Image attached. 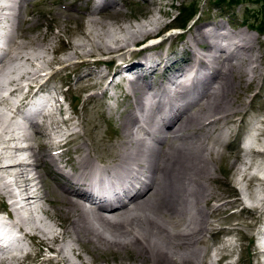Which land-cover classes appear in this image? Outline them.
Instances as JSON below:
<instances>
[{"label":"bare ground","instance_id":"obj_1","mask_svg":"<svg viewBox=\"0 0 264 264\" xmlns=\"http://www.w3.org/2000/svg\"><path fill=\"white\" fill-rule=\"evenodd\" d=\"M27 2L0 0V20H9L0 32V88L15 86L10 98L0 95V264H74L65 249L81 264H89L82 252L92 264H222L227 243L209 252V218L244 203L239 194L224 200L210 184L234 128L241 133L245 124L254 132L240 140L232 167L240 193L256 198L250 208L264 203L253 189L264 192V105L245 120L259 96L250 88L262 77L264 43L214 20L161 38L175 20L156 16L169 15L164 0H55L63 8L54 12L57 33L48 25L30 35L39 24L25 18ZM132 3L152 17L137 26L120 20ZM62 35L63 48L55 45ZM29 44L53 57L36 64L24 52ZM96 55L109 57L107 71L91 69L102 63L91 61ZM19 58L31 70L13 77ZM53 65L74 72L78 93H87L82 115L57 98ZM29 96L24 122L12 129ZM23 239L30 244L19 245Z\"/></svg>","mask_w":264,"mask_h":264},{"label":"rangeland","instance_id":"obj_2","mask_svg":"<svg viewBox=\"0 0 264 264\" xmlns=\"http://www.w3.org/2000/svg\"><path fill=\"white\" fill-rule=\"evenodd\" d=\"M54 1L55 0H28L25 18L27 20L35 19L34 21L39 24H34V26L30 28V31L27 28V32H29L30 35H32L33 33L34 35L38 36V33L46 32L48 25H52L51 27L53 28V33H57L58 28H56L57 26L54 23V12L57 8H63L61 7V4H55ZM67 2H71V0H67ZM163 3L164 4L162 6V11L166 12L169 15L161 16V14L155 13L156 16L160 17L166 23L171 22V20L175 18L176 19L171 24V26L175 25L174 29H169V31L165 32L168 28L167 26L160 33H158L159 35H163L161 36V38H167L170 35L173 36L175 34L180 35L182 34L181 31L187 29L189 26L192 25V23L196 21L198 24H205L208 21L210 22L214 20L215 22L225 23L227 31H246L251 35H256L258 37V41L264 43V0H164ZM169 4H172V6ZM118 15L117 16L120 20H125L124 22L130 23L133 26H137L140 23H145L149 18L152 17V13L148 9L134 3L124 6L122 12ZM184 17H187L185 19L186 21L184 20L185 22L183 21ZM56 19L60 21V19ZM8 21L4 19L0 20V32H3V30H6L8 28ZM70 25L72 26V28L75 27V23H72ZM158 34L157 36H159ZM38 38H40V36ZM121 38H124V34L121 35ZM68 40L69 37L67 35H62L60 41H55V45L57 47L61 46L63 48L67 44ZM148 40L145 41V44H143L144 42L139 43V46L133 47V49H143L144 46L149 43ZM25 41H27V39H25ZM169 45L170 42L168 40L163 48H167ZM28 47L24 49V52L26 51L25 53L27 54L31 52V55L36 57L35 59L37 60H35V63L38 65L41 64L40 62H42L41 57L46 59L53 57L52 53L50 52L44 54L42 53L41 49H36L32 52L30 44L28 45ZM61 51L62 50H59V53L57 52L56 54H54V56L61 57L62 53L65 50L62 52ZM108 59V56H92V62L93 60H101L102 63L98 66H91V69L99 70L102 72L107 71L108 64H106V60ZM11 64L12 69L14 71L11 73V76L13 77H18V75H24L25 72L31 70L30 64L25 62L24 59H15L11 62ZM53 66L50 69L53 71H57L58 76L53 79L51 86H53V88L57 87L60 93L59 95L57 94V98L63 99V96L61 95L63 92L67 98V101L65 99V101L62 102L63 108L70 112L69 107L70 104H72L71 107L78 114L82 115V113L84 112V110H82V106H84L83 101L87 93H78V85L76 84L77 81L74 72L70 70H60L58 65ZM259 67L260 72L262 73V77L258 81H255L250 88L251 95L259 91V96L257 100L253 103L251 111L245 118L247 122H250V120L256 118L255 115H258L260 113L259 111L263 109L264 105V58L262 59V63ZM80 70H83L85 72L86 68H81ZM13 87L15 86H10L6 81L4 87L2 86L0 88V95L2 96L3 94L8 93V91ZM16 97H18V95H14L12 98ZM99 97H101V95H99ZM120 100H122V97ZM105 101L109 103L108 99H105ZM246 101H248V99H246ZM129 103L130 101L125 100L118 108L121 110L128 106ZM1 110L4 111L3 108H1L0 111ZM7 112L8 110L6 109L4 113H6V116L9 117V114ZM11 121L12 120H10L9 122V126L12 129L16 127V122L21 123L20 121L15 120L14 122L12 121V124H10ZM247 125L245 124V127L247 128L242 129L241 133H239L236 128H234L233 133L231 134L230 144L225 148V160H218V162H216L213 167L217 178L215 182H211V188L221 194L224 197V200H227L228 202H231L234 199L236 200L239 194L241 196L242 202L245 205L244 206L243 204L236 203V206L231 207L227 210H223L224 212L219 211L214 215L215 217L211 216L209 218L210 221L213 222V231L211 232V235L208 236V245L210 249L209 252L213 254L216 248H223L224 245L227 243L224 247L226 249L222 252L225 255L222 264H264V261L260 260L262 254H257L259 251V244L264 242V227L262 228V224L264 223V203L262 205V208H250V206L252 205L251 202H254L256 198L254 197V199H248L247 197H245V194L240 193L241 190L240 184L238 183L239 179H237V170H235L236 167H232V164L234 163V160L238 155L237 153L240 150V140L243 138L245 139L248 134H250V132H254L250 131V125ZM107 127L108 125H106V128ZM235 135L236 137H234ZM246 158V161H250L252 157L249 155V157ZM239 165L240 163L237 164V167H239ZM255 170L257 171V169L253 168L250 171L251 174L255 173ZM254 187L253 189L257 196L259 198L264 197V192L261 191L260 188H257L256 186ZM7 202L9 203V205L12 203L11 199H7ZM1 203L2 200L0 199V205L3 208ZM37 216L39 218H42L41 214H37ZM255 220H257V223L254 226ZM68 241L69 238H65V242ZM259 241L261 243H259ZM18 244L27 246L30 243L28 240L23 239V241L18 242ZM65 250L68 257L70 259L73 258L71 260L72 263L81 264V260L78 259L76 255L73 254V252L67 249ZM87 255V253L82 252V258L85 261H89V264H92L90 262L91 256ZM49 256H52V253H47L46 257Z\"/></svg>","mask_w":264,"mask_h":264},{"label":"trees","instance_id":"obj_3","mask_svg":"<svg viewBox=\"0 0 264 264\" xmlns=\"http://www.w3.org/2000/svg\"><path fill=\"white\" fill-rule=\"evenodd\" d=\"M179 15H180V14H179ZM186 18H187V17H184V18H183V21H184ZM185 21H186V20H185ZM185 21H184V22H185ZM181 22H182V20H181ZM184 22H183V23H184ZM183 25H184V24H183Z\"/></svg>","mask_w":264,"mask_h":264}]
</instances>
